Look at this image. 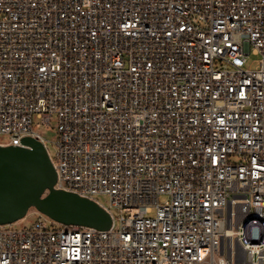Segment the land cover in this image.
I'll return each instance as SVG.
<instances>
[{
  "label": "built area",
  "instance_id": "obj_1",
  "mask_svg": "<svg viewBox=\"0 0 264 264\" xmlns=\"http://www.w3.org/2000/svg\"><path fill=\"white\" fill-rule=\"evenodd\" d=\"M53 119L54 188L111 227L35 212L0 264H264V0H0V146Z\"/></svg>",
  "mask_w": 264,
  "mask_h": 264
},
{
  "label": "water",
  "instance_id": "obj_2",
  "mask_svg": "<svg viewBox=\"0 0 264 264\" xmlns=\"http://www.w3.org/2000/svg\"><path fill=\"white\" fill-rule=\"evenodd\" d=\"M22 147L0 146V226L24 219L29 210L62 226L106 231L110 215L95 202L56 190V172L45 147L26 137Z\"/></svg>",
  "mask_w": 264,
  "mask_h": 264
},
{
  "label": "rangeland",
  "instance_id": "obj_3",
  "mask_svg": "<svg viewBox=\"0 0 264 264\" xmlns=\"http://www.w3.org/2000/svg\"><path fill=\"white\" fill-rule=\"evenodd\" d=\"M257 60L258 58L254 56L253 54H251L248 58V63L255 64ZM34 130L37 134L41 135L47 141L46 149L50 156L51 161L53 162L56 158V149H55V146L53 145L57 138L56 120L53 119L50 126H42V125H38L37 123H35ZM3 140H5V138L0 136V141H3ZM97 200L103 206L109 207V198L107 196H99L97 197ZM166 200H167V197L165 196H162L159 198L160 203H164ZM35 212L36 211L34 209L29 210V212L27 213L24 219L12 225H8V226L11 228H15V229L30 228L33 225V223L36 221L37 212L36 213ZM257 235H258V232L257 230H255L254 237H257Z\"/></svg>",
  "mask_w": 264,
  "mask_h": 264
},
{
  "label": "bare ground",
  "instance_id": "obj_4",
  "mask_svg": "<svg viewBox=\"0 0 264 264\" xmlns=\"http://www.w3.org/2000/svg\"><path fill=\"white\" fill-rule=\"evenodd\" d=\"M226 33H233V26H226ZM96 113H98V117H108V109L103 108V105H96ZM249 215L250 221L260 220V213H258L257 200H250L249 211H241V223H248Z\"/></svg>",
  "mask_w": 264,
  "mask_h": 264
}]
</instances>
